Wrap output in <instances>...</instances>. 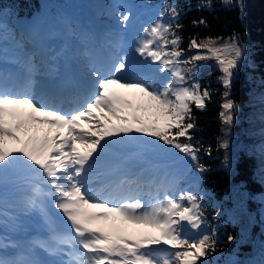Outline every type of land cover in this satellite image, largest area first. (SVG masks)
I'll use <instances>...</instances> for the list:
<instances>
[{"label":"snow or ice","instance_id":"6c2138e0","mask_svg":"<svg viewBox=\"0 0 264 264\" xmlns=\"http://www.w3.org/2000/svg\"><path fill=\"white\" fill-rule=\"evenodd\" d=\"M222 4L238 7L244 18L243 0ZM198 6L211 8L212 0ZM165 8L139 30L137 62L117 52L90 65L84 85H53L38 94L33 67L12 86L0 69V196L9 183L22 185L21 214L38 209L52 233L49 242L33 241L29 253L9 258L0 252V264H209L218 242L216 230L206 229L203 197L180 189L167 171L145 176L128 162L161 152L207 171L199 154L212 149L194 135V109L206 110L212 99L198 79L200 63L214 61L221 73L219 119L230 129L237 108L231 88L245 46L233 32L189 37L185 49L181 10L171 2ZM132 21V12L122 10L119 24L126 29ZM192 23L207 27L204 19ZM219 147L227 149V140ZM46 202L62 214V231L48 217ZM9 247L19 246L0 234V250ZM37 247L60 259H36Z\"/></svg>","mask_w":264,"mask_h":264},{"label":"trees","instance_id":"16d2710c","mask_svg":"<svg viewBox=\"0 0 264 264\" xmlns=\"http://www.w3.org/2000/svg\"><path fill=\"white\" fill-rule=\"evenodd\" d=\"M73 1L0 0V37H8L26 49L27 36L21 24H27L29 34L44 18L48 23V34L78 36L71 19ZM94 2L97 7L105 6L108 10L115 6L117 14H113L112 19H120L122 10L131 11L134 6L153 12V20L160 12L166 14L168 3H175L181 10L179 22L184 27L180 34L185 49L192 36L227 37L235 32L241 37L245 55L233 77L230 98L237 108L230 129L219 119L224 92L218 81L221 73L214 61L200 63L198 79L202 88H209L212 99L206 110L194 109L197 120L194 135L204 148L210 146L212 149L211 155L203 151L199 154L200 163L207 171L196 172L175 161L174 157L163 155L180 169V174L175 175L179 179V188H190L203 197L206 229L209 232L216 230L218 242L215 253L208 257L209 264H264V199L261 197L264 194V0H243V19L238 7H225L222 0H212L211 8L199 7L202 0ZM200 19L207 21V27L192 23ZM134 47L135 44L124 46L122 50L132 63L138 58ZM225 140L227 149L219 147ZM21 204L22 201L20 207ZM229 236L234 237L231 242Z\"/></svg>","mask_w":264,"mask_h":264},{"label":"rangeland","instance_id":"374dc122","mask_svg":"<svg viewBox=\"0 0 264 264\" xmlns=\"http://www.w3.org/2000/svg\"><path fill=\"white\" fill-rule=\"evenodd\" d=\"M85 1H87V2H89L90 0H82V1H80V0H78V1H76V0H74V4L76 3V5L78 4V3H82V2H85ZM115 7V6H114ZM114 7L112 8V9H110V11L112 12V16H113V14H117L116 13V11L114 10ZM108 9V8H107ZM146 11H144V12H142L141 11V14H145L146 16H144V23H146L148 20H149V18H150V16H148L147 14H153V12H149L147 9H145ZM107 15H109V13L107 14ZM112 16L110 17V19L108 20V22H109V27H110V30H109V33H113V40L115 41V43L116 44H118V42H117V40H118V38H120L119 37V33L121 32V30L120 31H118L117 30V28H115L114 26H115V24L118 26H120V24H119V18H113L112 19ZM140 17L141 16H138V17H135V18H133V21H132V23H131V25L130 26H128L126 29L123 27V26H121L122 28H124V35H125V37H123L122 38V41L125 43V44H129L131 41H132V39H133V37H134V35L136 36L137 35V33H136V31H135V33L136 34H134V32H133V30H132V25H138V21L140 20ZM137 27V26H136ZM139 29L141 30L142 28H141V25H140V27H139ZM139 31V30H138ZM62 43H63V41L62 40H60ZM124 43H120V44H124ZM1 50H3L2 48H0ZM52 49V46H50V48H48V50H51ZM47 49H45V53H46V51H48ZM95 50V49H94ZM112 50H114V48H112ZM8 52H9V54L10 55H12L14 58H16V59H18V60H21L22 59V56H23V53H20V50L18 51V52H15L16 50H14V49H12V47H10V49H8L7 50ZM96 51V50H95ZM100 52H102L101 53V57L103 58V61H102V63H105V62H108V61H110L111 60V54L109 53V50H107L106 48H101L100 50H99ZM12 53H15V54H12ZM26 53L27 54H29L30 52H28V50L26 51ZM99 53V52H98ZM25 54V53H24ZM44 53H42L41 55H39V57L37 58L36 57V59H37V61L38 62H41L42 61V55H43ZM116 54V53H115ZM114 54V55H115ZM22 55V56H21ZM113 55V56H114ZM35 56V55H34ZM112 56V57H113ZM86 57H88V56H86ZM110 57V58H109ZM88 58H90V57H88ZM26 59V58H25ZM88 61V60H87ZM30 64H28V66H29ZM31 66V65H30ZM87 67V66H86ZM88 68V67H87ZM41 70L40 71H38V72H36L35 71V73H37V74H39L40 76H41ZM89 73V68H88V72L87 71H85V74H88ZM128 98L129 99H132V96L131 95H128ZM151 154H153V157L155 158V160H156V163L157 162H163V163H160V165L162 164V165H167V166H169V168L171 167L170 165H172V167H171V171L175 174L176 173V168H175V166L172 164V163H170L169 161H167L165 158H164V156L160 153V152H154V153H151ZM156 167H155V170L157 169V164L155 165ZM169 174H170V176L171 175H174V174H172V173H170V171H169ZM10 185H13L12 183H9ZM15 185V184H14ZM12 189V188H11ZM8 191H11L10 190V188H8ZM18 193H21V190H19L18 191ZM261 197H263V199H264V194L263 195H261ZM145 198H147V197H145ZM90 211H92V210H90ZM95 211H97V210H94L93 212H95ZM59 217H62V214L61 213H59ZM100 223V222H99ZM106 223V222H105ZM107 223H110V222H107ZM100 226H106L105 224H100ZM128 228H129V230L130 231H132V230H136L135 228H134V226H131V225H128L127 226ZM136 231H142V232H150L151 230H149V229H139V230H136ZM23 235L25 234V233H22ZM29 245H31V243L29 244Z\"/></svg>","mask_w":264,"mask_h":264}]
</instances>
